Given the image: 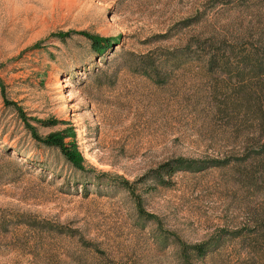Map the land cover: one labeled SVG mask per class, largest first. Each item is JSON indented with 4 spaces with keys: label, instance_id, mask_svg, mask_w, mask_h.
Listing matches in <instances>:
<instances>
[{
    "label": "rangeland",
    "instance_id": "obj_1",
    "mask_svg": "<svg viewBox=\"0 0 264 264\" xmlns=\"http://www.w3.org/2000/svg\"><path fill=\"white\" fill-rule=\"evenodd\" d=\"M0 264H264V0H0Z\"/></svg>",
    "mask_w": 264,
    "mask_h": 264
},
{
    "label": "trees",
    "instance_id": "obj_2",
    "mask_svg": "<svg viewBox=\"0 0 264 264\" xmlns=\"http://www.w3.org/2000/svg\"><path fill=\"white\" fill-rule=\"evenodd\" d=\"M87 38L91 41L92 49L93 51L98 54L99 56L104 55L112 46V41L96 36H91V35H86ZM14 106L17 108L18 105L14 104ZM18 111L21 113V117L26 120V115L20 111L19 108H17ZM56 124V123H55ZM36 138L37 135L35 134ZM71 136L66 133H56V134H51L47 138L42 139L39 138V141L42 142L45 146L48 148H56L61 150L65 158L67 159L68 162H70L75 168L79 170H83L84 167L82 165L83 158L79 156L75 148L73 147V144L67 145L66 139L70 138ZM183 161H178L176 163V167H172L171 165L167 164L161 167L163 170H168V174L172 175L175 173L177 170H180L183 168L182 165Z\"/></svg>",
    "mask_w": 264,
    "mask_h": 264
},
{
    "label": "bare ground",
    "instance_id": "obj_3",
    "mask_svg": "<svg viewBox=\"0 0 264 264\" xmlns=\"http://www.w3.org/2000/svg\"><path fill=\"white\" fill-rule=\"evenodd\" d=\"M62 81V80H61ZM65 84H66V82H65ZM58 85H60V84H58ZM60 88H61V86H60Z\"/></svg>",
    "mask_w": 264,
    "mask_h": 264
}]
</instances>
